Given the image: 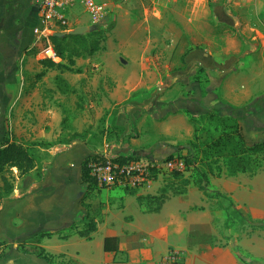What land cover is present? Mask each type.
Here are the masks:
<instances>
[{
  "label": "crops",
  "instance_id": "1",
  "mask_svg": "<svg viewBox=\"0 0 264 264\" xmlns=\"http://www.w3.org/2000/svg\"><path fill=\"white\" fill-rule=\"evenodd\" d=\"M77 1L66 12L68 21ZM111 11V18L97 25L105 32L106 40L96 53L101 60L96 67V84L84 85L94 54L84 62L80 61L83 58L75 59L74 68L81 69L82 73L51 70L55 71L54 80L47 86H42L41 81H47L48 70L41 66L45 76L29 87L22 68L8 60L11 54L6 45L14 41L19 47V41H23L29 51L39 43L41 39L33 34V28L39 23L37 9L31 0H0V145L6 139L25 145L28 140L38 139L53 147L50 151L53 161L42 178L35 174L38 165L25 176L13 170L17 180L9 196L2 190L0 174V193H4L0 198V245L7 250L0 264H49L18 250L19 244L32 241L44 231L54 235L44 239L42 247L53 255L67 258L66 262L63 257L59 259L64 264H166L171 252H179L180 264H222L221 250L201 243L204 230L214 231V228L211 211L203 201L206 197L197 186L191 184L185 193L169 197L157 211L144 209L138 201L140 196L158 195L148 185L134 195L122 188L97 187L93 193H97L96 197L92 195L85 200L82 166L88 156L103 150L105 144L116 143L108 142L110 128L120 132L121 153L138 156L148 153L151 160L161 159L169 151V145L191 139L192 118L211 109L229 115L252 101L264 106V0H184L178 21L194 29L186 40L191 45L182 51L181 57L188 51L184 66L172 73L158 70L151 63L164 58L162 53L150 54L153 44H164L172 37L168 33L171 23L159 18V6L144 8L140 15H135L125 4L113 5ZM160 27L163 35L158 40L155 32ZM71 30L68 28L65 32ZM58 31L54 30L53 34ZM179 35L174 39H181L182 34ZM41 52L36 56L38 61L43 60ZM60 62L65 63L61 58L57 63ZM57 78L68 85L65 92L59 89ZM45 91H51L54 97H43ZM91 96H95L98 105L123 107L113 117L110 114L104 118L102 148L96 151L79 140L69 142L67 149L53 146L58 138L59 144L64 143L62 138L69 139L75 132L83 133L87 123L85 115L71 122L67 120L68 134H65L64 102L70 109L89 103L94 106L96 100ZM261 115L264 111L254 113L255 127L264 126L263 120H256ZM248 119L251 120V115L244 119L249 124ZM245 140L248 145L264 142L249 144V139ZM75 150L77 163L71 161L66 167V161L62 165L65 178L49 179L52 166ZM182 153L186 154L187 150ZM77 167L79 171L72 172ZM86 215L97 223L90 239L80 237L78 229L73 227ZM107 237L118 238L121 253L104 251Z\"/></svg>",
  "mask_w": 264,
  "mask_h": 264
},
{
  "label": "rangeland",
  "instance_id": "2",
  "mask_svg": "<svg viewBox=\"0 0 264 264\" xmlns=\"http://www.w3.org/2000/svg\"><path fill=\"white\" fill-rule=\"evenodd\" d=\"M97 2L108 7L107 9L109 10V15L112 13L111 8L113 7V5L115 6L118 4H125L134 12L135 15L144 13V8L148 9L154 5L159 6L161 13V16L159 18L167 20L171 23V27L168 33L172 34V37L171 39H169V41L165 40L164 44L162 42H155L150 48V54H164V58L156 59L154 63L151 62L152 67L156 66L158 70H169L172 73L174 69L184 66L185 62L181 57L182 51L183 49L189 48V46L191 45V43L186 44V40H188L189 34H191L190 31L194 29V27L180 25L178 21L180 18L179 13L184 7V0H166L165 2L164 0H97ZM110 16H107L106 19L111 18ZM68 18L70 24L67 28H72L71 32H73L76 28H88L89 31H93L99 29L100 27L92 23V16L88 12H86L83 5V0L82 3L80 2V0L77 1V4L73 8L72 13L69 14ZM58 32H60V30ZM155 33L157 35V39L159 40L163 35L161 27L158 28V32ZM179 34H182V37L177 41V39H174V36L178 37L180 36ZM15 38L21 40L20 37L16 36ZM173 40H175V42ZM19 42V47H17V44L14 41H11L6 45V47H9V54H11V57L8 60L17 63L19 69L22 68L23 70V77L27 85L29 87L34 86L35 83H37V78L35 75L37 74L36 72H38L39 70L43 71V68L38 63L39 59L36 60V56L38 55L40 50L47 48L48 44L46 40L41 39L33 49L27 51L28 47H24L25 44H23V41ZM181 43H183L184 45L182 46ZM83 60L84 59L80 61ZM100 63L101 60L98 58V54H95L88 65V78L84 80V85L86 87H88L92 82L93 84H96L98 82V79L95 76V72L98 73L96 67ZM47 72L48 73L45 76V78H47V81H44L43 79L41 81V83L43 82V85L41 84L42 86H47L48 83H52L54 80L53 76L55 74V71L48 70ZM43 97L53 98L54 96H52L51 91H45ZM90 98L96 100V104H94V106H92L93 104L89 103L87 106L78 108L73 107V109H70L68 108L67 103L64 102L66 107L63 108V112L64 116H66L69 122H71V119H79L80 117H82V115H85L87 123H85V126L83 128L84 130H82L84 131L82 139H84L87 144H89L94 150L97 151L102 148L104 143V130H102V128L104 127V118L109 116L110 114H112L113 117L114 112H118L123 107H104V105H98V101L97 99H95V96H91ZM79 99L82 100L81 97H79ZM261 106H263L262 103ZM161 109L167 110L163 107ZM221 115L225 117L229 116L228 114ZM252 118L254 120V114L251 115V120L248 119L249 124L244 122L240 126V132L246 139H249V144L254 141L264 140V126L261 125L260 127H255L252 123ZM256 118V120L261 119L260 121H264V115ZM194 120L196 121V130L193 131L191 139L184 142L181 141L176 145H169V151L163 154V157H161L162 159H168L173 155L179 156L181 155L183 150H187V153L192 152L195 160L197 159V162L195 161V165L203 167L206 162L203 160L204 155L202 154V157H200L196 152V150L199 148L201 150L204 149L202 141L206 138H213L215 129H218L219 131H234L236 129L233 123L222 124L220 122L212 121L209 118L208 112L198 118H194ZM67 125L68 124H66V126ZM245 126L250 128V130H247ZM67 129L68 128L66 127V129L63 131L65 132V134H68ZM110 130L111 131L109 132L110 137L108 139V142L115 141L116 143L114 144L120 146L121 148V144H119L120 132H115V130H112V128H110ZM133 133L134 131H132L131 135H133ZM137 135H139L138 132ZM58 140H53V142L56 141L53 146H56L57 148L65 147L66 149L69 147L68 143L65 144V142L58 144ZM64 141H69V139L65 138ZM143 143L145 144V142ZM47 144L49 143L44 141L40 142L38 141V139L28 140L27 143L28 147L35 155L37 160L38 168L35 174L38 178L43 177L49 164L53 161V155L50 153L53 147L52 145L49 146ZM121 149H123V147ZM76 153L77 151L75 150L70 154L67 153L66 155H64V157H61L57 161V163L52 166L51 171L48 173V178L52 180L64 179L65 172H63L61 168L65 166L66 161V167L71 161L77 163L78 156ZM121 154L125 153L122 152ZM125 156L131 157L132 160L147 161L148 159V153L139 156L135 154H125ZM218 162L219 165H217L216 168L222 165V159H219ZM191 163H194L192 158ZM78 171L79 168L77 167L72 172L76 173ZM189 174L190 172L185 173L186 176H189ZM15 177L16 176H14L13 174L11 175L12 182H16L17 179H15ZM73 181L76 182L77 180ZM183 181L184 179L182 178L174 177L172 172H168L162 169L161 171L152 172L150 181L142 188H145L147 185L149 187L153 186L156 189L155 191H158L157 194H160L161 190H164L165 195H167V197L169 198L171 196L178 195L180 192L186 189L184 187ZM210 181L212 184L211 189L214 191H220L225 197L209 198L204 195L206 198H204L203 201L206 203L207 208L211 211L212 226L214 228V231L209 230V228H206V231L204 230V232L201 234L202 245L205 247L215 246L219 248L221 250L219 254L222 259V264H264V172L259 173L255 177H250L248 174H239L237 176L230 177L227 175V172L224 169L221 177L212 178ZM215 181L218 182V184L214 183ZM76 183L79 184V182ZM76 183H73V185L76 186ZM142 188L135 190H124L127 193H131L134 195L141 191ZM84 193L82 192V196H84L85 200L92 198L93 194L88 193L86 195V193ZM96 195L97 193L94 194L93 197H96ZM223 205H227L229 207L224 208ZM85 209L88 212L89 207ZM73 232H76V230L73 229ZM195 236L196 233L192 237L194 238ZM63 260L66 262L67 258L63 257ZM189 264L193 263L190 262Z\"/></svg>",
  "mask_w": 264,
  "mask_h": 264
},
{
  "label": "trees",
  "instance_id": "3",
  "mask_svg": "<svg viewBox=\"0 0 264 264\" xmlns=\"http://www.w3.org/2000/svg\"><path fill=\"white\" fill-rule=\"evenodd\" d=\"M67 28H62L60 31L65 32ZM50 40L57 55L65 61V63L54 62L49 59L40 60V65L46 70H57L61 73L71 72L74 74L82 73L79 68H74L76 65L75 59L93 56L98 51L102 49V43L106 40V34L100 28L93 30L84 35H73L67 34L64 38H58L51 36ZM188 51L185 52L182 60L185 62V56ZM46 72L43 71L36 75L37 81L41 80L45 76ZM202 82V81H201ZM203 83V82H202ZM57 84L59 89L65 92L69 87L65 80L62 78H57ZM264 110V106L260 105L258 101L249 102L247 105L237 108L229 114V116H222V111L217 109L209 110V118L212 121L220 122L222 124H231L236 127L234 131L222 130L219 131L215 129V134L211 139H205L202 141L204 149L200 148L196 150L200 157L204 155L205 164L202 166L195 165V157L191 153H186L177 156L182 158L186 162V172H190V175L186 177L185 173L182 172H172L174 177L184 179L183 184L186 188L178 195L186 192L187 187L194 184L198 187L202 193L209 198H223L225 197L220 191H214L211 189V179L221 177L224 169L227 175L230 177L237 176L239 174H248L250 177H255L259 173L264 172V142L256 143L254 145H248L246 143L245 137L240 132V126L242 123L246 122L244 119L246 117L253 115L256 112ZM191 123L196 130L194 118L191 119ZM247 123V122H246ZM67 119H64L63 125L64 130L66 129ZM83 133H73L69 137V141H61L69 143L75 140L85 141L83 138ZM51 145V144H47ZM202 151V153H201ZM192 154V155H191ZM174 158V155L168 159ZM191 158L194 163H191ZM93 159L92 156H88L82 166V180L84 185V190L86 195L88 193L93 194L97 189V182L91 176L87 164ZM222 159V165H219L218 160ZM122 163L131 161V157H120L118 159ZM37 166V160L35 155L32 153L28 145L10 142L6 139L5 142L0 145V174L3 183L2 190L5 195L9 196L14 191V185L11 181V175L13 170L16 169L20 176L28 175ZM157 175V174H154ZM215 176V177H214ZM4 193H0V198L3 197ZM168 199L165 195V191L161 190L158 195H147L138 197L139 203L145 208H149L152 211H157ZM155 206V207H152ZM88 207V206H86ZM83 221L75 222L73 227L78 229V235L82 238L90 239L91 233L97 230L96 221L89 215L81 216ZM80 218V219H81ZM52 232H41L35 236L32 241L24 242L18 245V250L35 255L38 258L46 260L49 264H64L63 261L59 262V259L63 255H53L49 253L44 247H42V242L44 239H50L53 237ZM68 235L64 236L67 238ZM104 251L119 254V241L117 237H107L104 240ZM6 247L0 245V259L6 255Z\"/></svg>",
  "mask_w": 264,
  "mask_h": 264
},
{
  "label": "built area",
  "instance_id": "4",
  "mask_svg": "<svg viewBox=\"0 0 264 264\" xmlns=\"http://www.w3.org/2000/svg\"><path fill=\"white\" fill-rule=\"evenodd\" d=\"M37 9L39 23L33 28V34L40 39H46L48 47L40 53L42 59L58 62L53 44L50 41L54 30L67 28L69 21L66 12L71 9L75 0H31ZM86 11L92 16L96 25H103L109 16L106 5H101L97 0H83ZM68 29V28H67ZM120 146L114 143L105 144L103 150L92 153L93 159L88 164L91 176L96 180L100 189H140L151 178L152 172H186L187 166L184 159L174 156L172 159L131 160L126 163L120 162V157H128L121 154ZM179 252H171L166 258V264H177Z\"/></svg>",
  "mask_w": 264,
  "mask_h": 264
},
{
  "label": "water",
  "instance_id": "5",
  "mask_svg": "<svg viewBox=\"0 0 264 264\" xmlns=\"http://www.w3.org/2000/svg\"><path fill=\"white\" fill-rule=\"evenodd\" d=\"M89 30L88 28H78L75 29L73 32H56L55 34H53L54 37H58V38H64L67 34H73V35H84L86 33H88Z\"/></svg>",
  "mask_w": 264,
  "mask_h": 264
}]
</instances>
